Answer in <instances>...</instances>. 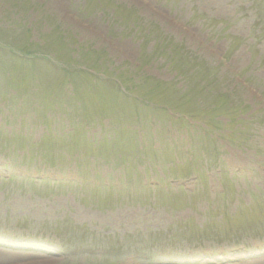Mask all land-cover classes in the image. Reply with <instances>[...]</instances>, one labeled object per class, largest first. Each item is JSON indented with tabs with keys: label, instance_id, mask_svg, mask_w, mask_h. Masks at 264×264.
Returning a JSON list of instances; mask_svg holds the SVG:
<instances>
[{
	"label": "rangeland",
	"instance_id": "374dc122",
	"mask_svg": "<svg viewBox=\"0 0 264 264\" xmlns=\"http://www.w3.org/2000/svg\"><path fill=\"white\" fill-rule=\"evenodd\" d=\"M115 1L154 24L132 33L131 23L100 17L98 0H0L3 44L32 53L28 44L37 51L34 42L46 46V39L58 47L56 38L66 35L74 46L97 50L104 67L124 63L128 75L136 71L141 88L134 94L157 103L152 109L125 100L86 75L90 82L76 77L74 85L65 84L43 60L33 66L0 53V264H264V42L256 37L264 34L247 17L264 0ZM210 18L222 24L215 27ZM220 26L241 39L228 38ZM161 32L241 81L245 91L234 98L243 95L259 111L257 123L263 121L245 145L223 148L224 179L207 171L192 194L163 179L160 188L152 173L185 175L186 166H167L166 158L172 161L175 150L181 160L180 149L208 145L198 126L225 118L208 119L206 112L191 119L212 101L203 94L180 98L187 79L161 64L165 55L154 49ZM249 112L242 111L248 123L254 121ZM138 142L149 150L132 178L141 191L116 193L112 186L122 185L116 178L126 174L120 175V153ZM212 223L219 225L206 230Z\"/></svg>",
	"mask_w": 264,
	"mask_h": 264
},
{
	"label": "trees",
	"instance_id": "16d2710c",
	"mask_svg": "<svg viewBox=\"0 0 264 264\" xmlns=\"http://www.w3.org/2000/svg\"><path fill=\"white\" fill-rule=\"evenodd\" d=\"M98 1H103L104 5L99 3L101 8L106 7L111 9L113 13L110 17L115 18L117 23H131L130 25L133 30L145 27L142 18L136 10L122 7L114 0ZM252 9L255 19L256 17L261 20L264 19V7H258V9L255 10V5L253 3ZM104 15L109 17L105 12ZM152 26L153 25H151V27ZM226 30L227 29H224L222 32H226ZM148 33H150L149 30ZM261 33L264 34V28ZM227 35L228 38H233L235 41L241 39V37L232 36L230 33H227ZM59 37V40L56 38V41L59 42L56 49L49 47L45 39L46 46L42 44V42H44L43 40L36 41L34 43L39 50L32 51V49L29 48L30 44H28V49L32 53L28 52L27 49H21V54H18L15 49L3 44L0 40V53H3L10 58L15 57L17 63H30L33 66L37 61H44L43 65L45 66V70H52L53 72L57 71L56 74H58V77L61 74V80L65 84L71 83L74 85V78L76 77H80L85 81L90 82L85 77L86 75L91 79V84L96 85L95 87L97 88L101 85H110L112 87V89L110 88L111 91H118V96L123 99H128L141 105H147L153 109L157 108V103L153 106L149 105L150 102L155 103L152 99L146 96L143 98L138 92H135L134 94V90L141 88L134 83L135 77H137L134 75L136 71H134L132 75H128L124 63H118L116 65L112 63L108 66L106 64L104 67L103 58L97 50L92 51L81 46H74L73 41L66 35H59ZM256 37L264 42V35H256ZM156 38L158 41H154V49H157L161 54L165 55V60H162L163 62L161 64L166 65L167 67V64H169L168 68L170 69L171 67L173 69L172 71L175 72V77L182 73L183 77L187 79L186 87H184V83L179 87V90L185 91L181 94L183 96H180V98L192 99L193 97L197 98L203 94L212 101L211 106L204 111L200 110L198 113L191 114V119L193 121H198L202 115L207 116L206 112H211L210 116H207L208 119H216L219 117L222 119L225 118L224 121H216L217 125L213 122L208 128H205V126H198V129H200L197 131L198 136L205 135L209 144L204 147H200L199 145H191L187 147L186 152L190 154V158L186 159L185 166H187L189 170V175H194L193 182L195 183L196 181L201 180L207 171L212 169L220 170L221 176H223V161L221 159V154L225 153L223 148L228 146L227 143L233 146H238V144L241 146L245 145V143L251 138V135H249L251 133H249V131L253 130L256 125L260 127L263 124V121L260 122L259 118V123L256 121V115L259 111H255L246 105L243 95H241L242 99L240 97L238 99L234 98L236 93H241L242 90L244 93L245 91L244 84L237 78L235 83L234 79L231 80L227 75L224 76L217 65L208 62L204 57L188 50L182 43H174L172 38L168 39L167 35H164L162 32L157 34ZM62 47L66 50V53L64 55L57 54L55 50L61 49ZM1 63L4 64V61L1 60ZM140 78L149 80L147 76L138 74V79ZM143 85H145V83H143ZM227 101L231 102L228 103V108L227 103H225ZM242 111H250L247 113V116H253L254 121L250 118L251 122L248 123V117L243 116ZM184 114H181L183 118ZM167 115L169 114L167 113ZM218 127L220 130L219 134L216 136L211 135V132ZM245 136L248 138H243ZM142 147V142H138L134 150L120 155L121 162L128 163L127 166H124L128 168V172L131 171L132 168L136 171L137 164L135 163L143 161L139 160V158L144 160L148 158L149 150L147 145L144 148ZM152 153L156 154L154 150ZM170 155L173 159L175 156V150L170 153ZM159 158L160 156L157 157L158 160ZM172 167H174V163L172 164ZM199 171H202V177L198 175ZM12 177L14 178L16 176L11 175L10 177L9 175L10 179ZM180 185L184 187L183 184ZM138 186L139 184H134L127 187L132 190L136 189Z\"/></svg>",
	"mask_w": 264,
	"mask_h": 264
}]
</instances>
